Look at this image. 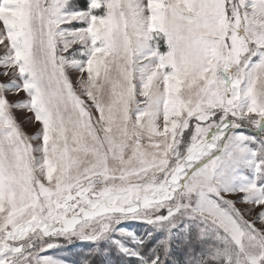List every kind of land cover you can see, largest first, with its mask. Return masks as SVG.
I'll return each mask as SVG.
<instances>
[{
  "label": "snow or ice",
  "instance_id": "snow-or-ice-1",
  "mask_svg": "<svg viewBox=\"0 0 264 264\" xmlns=\"http://www.w3.org/2000/svg\"><path fill=\"white\" fill-rule=\"evenodd\" d=\"M0 264H264V0H0Z\"/></svg>",
  "mask_w": 264,
  "mask_h": 264
},
{
  "label": "rangeland",
  "instance_id": "rangeland-1",
  "mask_svg": "<svg viewBox=\"0 0 264 264\" xmlns=\"http://www.w3.org/2000/svg\"><path fill=\"white\" fill-rule=\"evenodd\" d=\"M23 97V93H21V96L19 98ZM17 115V119L18 121L21 123L22 127L24 128V130L29 134V135H33L35 134V132L38 130L39 125L33 123L32 121H30L28 118L31 117V113L24 111V110H18L16 112ZM65 255L70 256L71 252L67 249L63 250Z\"/></svg>",
  "mask_w": 264,
  "mask_h": 264
},
{
  "label": "trees",
  "instance_id": "trees-1",
  "mask_svg": "<svg viewBox=\"0 0 264 264\" xmlns=\"http://www.w3.org/2000/svg\"><path fill=\"white\" fill-rule=\"evenodd\" d=\"M70 256H72V252H71V255Z\"/></svg>",
  "mask_w": 264,
  "mask_h": 264
}]
</instances>
